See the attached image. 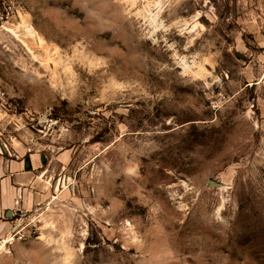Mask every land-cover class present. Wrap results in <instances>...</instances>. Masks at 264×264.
I'll list each match as a JSON object with an SVG mask.
<instances>
[{"label": "rangeland", "instance_id": "374dc122", "mask_svg": "<svg viewBox=\"0 0 264 264\" xmlns=\"http://www.w3.org/2000/svg\"><path fill=\"white\" fill-rule=\"evenodd\" d=\"M7 1L0 148L40 167L0 264H264L251 0Z\"/></svg>", "mask_w": 264, "mask_h": 264}, {"label": "crops", "instance_id": "0c3cea01", "mask_svg": "<svg viewBox=\"0 0 264 264\" xmlns=\"http://www.w3.org/2000/svg\"><path fill=\"white\" fill-rule=\"evenodd\" d=\"M250 3L255 5V8H251L250 4L247 3L244 5L243 15L235 14L233 16L246 21L241 28L243 31L239 30L235 35H243L247 30L252 33L255 43L264 47V0H251ZM236 43L238 49H247V43L243 40ZM39 167L34 157L24 160L19 157L11 159L7 157V153L0 151V232L5 229L0 237L5 236L6 231H10L13 227L15 221L11 217L15 207L25 206V198L30 191V181L34 180V170ZM9 211L12 214L10 217L7 216ZM16 240L14 239L13 242ZM7 258L11 257L0 252V263Z\"/></svg>", "mask_w": 264, "mask_h": 264}, {"label": "built area", "instance_id": "2783aa9c", "mask_svg": "<svg viewBox=\"0 0 264 264\" xmlns=\"http://www.w3.org/2000/svg\"><path fill=\"white\" fill-rule=\"evenodd\" d=\"M13 14V6L10 1L0 0V23L7 22ZM259 55L264 57V47H261ZM4 91L2 87H0V99L4 97ZM7 238L0 237V245L5 246L6 244L12 242L15 238L22 239L25 236V233L22 231L20 227V223H14L10 233L7 235Z\"/></svg>", "mask_w": 264, "mask_h": 264}, {"label": "water", "instance_id": "95a60500", "mask_svg": "<svg viewBox=\"0 0 264 264\" xmlns=\"http://www.w3.org/2000/svg\"><path fill=\"white\" fill-rule=\"evenodd\" d=\"M43 158V157H42ZM42 161H45V159H42ZM12 214H11V211H9L8 213H7V216L8 217H10Z\"/></svg>", "mask_w": 264, "mask_h": 264}, {"label": "snow or ice", "instance_id": "6c2138e0", "mask_svg": "<svg viewBox=\"0 0 264 264\" xmlns=\"http://www.w3.org/2000/svg\"><path fill=\"white\" fill-rule=\"evenodd\" d=\"M205 2H207V0H205ZM194 30V29H193Z\"/></svg>", "mask_w": 264, "mask_h": 264}]
</instances>
